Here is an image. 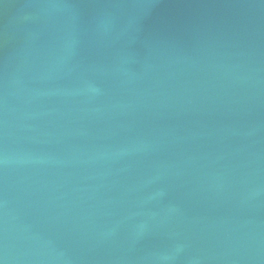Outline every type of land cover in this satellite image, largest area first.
Here are the masks:
<instances>
[{
    "label": "water",
    "instance_id": "1",
    "mask_svg": "<svg viewBox=\"0 0 264 264\" xmlns=\"http://www.w3.org/2000/svg\"><path fill=\"white\" fill-rule=\"evenodd\" d=\"M0 264H264V0H0Z\"/></svg>",
    "mask_w": 264,
    "mask_h": 264
}]
</instances>
